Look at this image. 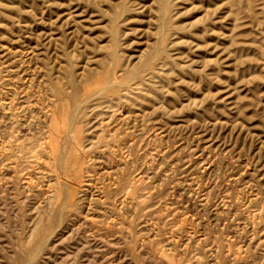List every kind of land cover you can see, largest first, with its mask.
I'll use <instances>...</instances> for the list:
<instances>
[{"label": "rangeland", "instance_id": "obj_1", "mask_svg": "<svg viewBox=\"0 0 264 264\" xmlns=\"http://www.w3.org/2000/svg\"><path fill=\"white\" fill-rule=\"evenodd\" d=\"M0 264H264V0H0Z\"/></svg>", "mask_w": 264, "mask_h": 264}, {"label": "bare ground", "instance_id": "obj_2", "mask_svg": "<svg viewBox=\"0 0 264 264\" xmlns=\"http://www.w3.org/2000/svg\"><path fill=\"white\" fill-rule=\"evenodd\" d=\"M72 123H73V122H72ZM72 123H71V124H72ZM74 139H75V138H74ZM75 141H76V140H75Z\"/></svg>", "mask_w": 264, "mask_h": 264}]
</instances>
